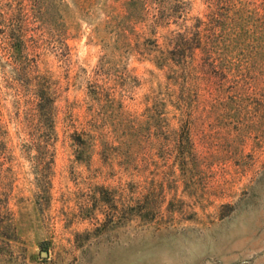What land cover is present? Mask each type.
Returning a JSON list of instances; mask_svg holds the SVG:
<instances>
[{"label": "rangeland", "instance_id": "obj_1", "mask_svg": "<svg viewBox=\"0 0 264 264\" xmlns=\"http://www.w3.org/2000/svg\"><path fill=\"white\" fill-rule=\"evenodd\" d=\"M1 205L0 264H264V0H0Z\"/></svg>", "mask_w": 264, "mask_h": 264}, {"label": "trees", "instance_id": "obj_2", "mask_svg": "<svg viewBox=\"0 0 264 264\" xmlns=\"http://www.w3.org/2000/svg\"><path fill=\"white\" fill-rule=\"evenodd\" d=\"M170 17L163 18V21H169ZM160 21V20H159ZM203 25H206L203 27ZM194 31L192 32L191 36H186V34L179 33L178 35L181 37L178 41V49L183 50L187 52L188 50L191 51L194 55L195 51L197 49H205L209 45V35H206V32L208 30V23L204 22L202 19H198V23L194 26ZM11 38L16 39V34L12 33L10 35ZM19 44L22 43V37L19 36L18 38ZM18 46V45H17ZM20 46V45H19ZM182 47V48H181ZM194 57V56H193ZM10 213L9 210L6 209V207L3 205L0 206V230L1 234L7 238H9L10 234L8 233V228H10Z\"/></svg>", "mask_w": 264, "mask_h": 264}, {"label": "water", "instance_id": "obj_3", "mask_svg": "<svg viewBox=\"0 0 264 264\" xmlns=\"http://www.w3.org/2000/svg\"><path fill=\"white\" fill-rule=\"evenodd\" d=\"M44 253H46V251H43Z\"/></svg>", "mask_w": 264, "mask_h": 264}]
</instances>
